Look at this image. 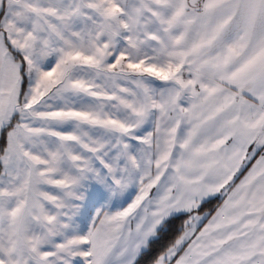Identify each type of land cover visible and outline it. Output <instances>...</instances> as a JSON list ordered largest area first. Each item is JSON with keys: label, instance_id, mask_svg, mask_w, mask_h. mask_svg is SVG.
I'll return each instance as SVG.
<instances>
[{"label": "snow or ice", "instance_id": "snow-or-ice-1", "mask_svg": "<svg viewBox=\"0 0 264 264\" xmlns=\"http://www.w3.org/2000/svg\"><path fill=\"white\" fill-rule=\"evenodd\" d=\"M0 264H264V0H0Z\"/></svg>", "mask_w": 264, "mask_h": 264}]
</instances>
